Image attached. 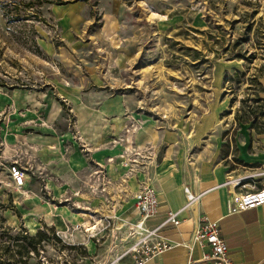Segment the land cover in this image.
Wrapping results in <instances>:
<instances>
[{
  "label": "rangeland",
  "instance_id": "1",
  "mask_svg": "<svg viewBox=\"0 0 264 264\" xmlns=\"http://www.w3.org/2000/svg\"><path fill=\"white\" fill-rule=\"evenodd\" d=\"M1 96L0 264H90L85 246L58 239L66 223L84 230L58 207L88 221L111 197L119 213L139 159L190 162L240 129L264 131V0H0ZM122 114L134 118L115 130ZM74 154L94 167L76 171ZM12 162L28 187L9 185ZM108 164L121 176L90 193L88 175Z\"/></svg>",
  "mask_w": 264,
  "mask_h": 264
},
{
  "label": "crops",
  "instance_id": "2",
  "mask_svg": "<svg viewBox=\"0 0 264 264\" xmlns=\"http://www.w3.org/2000/svg\"><path fill=\"white\" fill-rule=\"evenodd\" d=\"M0 100L3 101L2 96ZM132 116V114H126L125 117L123 114L120 117L110 116L109 123H112L110 125L115 130H121L117 124L122 122L117 119L123 120L126 117L132 119L134 118ZM100 120L96 117L94 121L101 125ZM177 133L178 131L158 130V137L162 144L163 142L168 144L178 140ZM231 140L230 144L227 141L215 143L211 150L206 144L205 147L211 154H203L200 159L195 158L190 162H186L184 156L172 162L171 155L167 152L159 162H155L154 169L148 167L146 170L144 169L147 168L146 161L142 159L138 165L143 170L136 169L134 175L127 177V191L131 193L137 190L139 182L145 177L149 178L148 182L157 191L159 210L155 216L147 220L148 225L163 222L169 210L175 211L179 219L177 225L166 224L162 227L160 236L168 246L146 264H185L188 257H199L201 251L206 248L199 247L192 238V232L204 218L219 220L220 234L228 247L233 264H264V204L233 213L227 210V199L231 191L264 186V131L254 134L250 130L240 129L238 138ZM142 143L144 139L141 138L139 145ZM230 147L236 148L234 159ZM73 159L77 162L76 171H90L94 167L87 160L85 163L81 161L77 154H74ZM153 160L155 161V158ZM115 166L107 165V173L114 179L122 174L121 169ZM154 176L157 183L154 182ZM28 178L26 175L23 188L28 187ZM236 180H240V183L233 187ZM194 194L197 201L189 203L188 197ZM87 203H89L87 208H90L92 202H84ZM131 203L119 213L130 217L133 202ZM64 210L66 211V209L60 211L61 218H66L74 224L81 219L85 228L91 225L89 221L84 220L86 214L76 216ZM117 212L113 211L114 214ZM62 220L59 222L62 223ZM125 262L129 263L128 260Z\"/></svg>",
  "mask_w": 264,
  "mask_h": 264
},
{
  "label": "built area",
  "instance_id": "3",
  "mask_svg": "<svg viewBox=\"0 0 264 264\" xmlns=\"http://www.w3.org/2000/svg\"><path fill=\"white\" fill-rule=\"evenodd\" d=\"M132 161L137 160L134 158ZM7 174L10 186L17 189L23 186L26 168L12 162L7 166ZM87 178V188L92 194L103 193L110 184L107 170L102 166H98ZM148 181L149 178L145 177L140 181L139 189L132 193L133 205L129 212L130 217L120 213L114 214L113 211L117 207V202H114L116 199L108 197L106 202H101L95 214L99 217H89L88 221L93 226L92 231L85 232L82 229L83 235L80 236L78 225L68 223L65 230L56 229L55 233L60 242L65 248H69L66 250H71L70 245L85 246L87 254L83 257L86 259L90 256L93 259L90 264H126V260L129 261L127 264H146L166 248L168 244L160 236V231L166 224L177 225L179 219L175 211L169 210L163 222L156 225L147 224V220L155 216L159 210L157 191ZM239 183L240 180H236L233 182V187L238 186ZM262 204H264V186L236 192L233 190L227 199V210L233 213ZM81 226L85 229L84 224ZM76 236H80L82 240H76ZM192 238L199 247H204L206 250H202L199 257H188L185 264H233L228 247L220 234L219 220L202 219L201 224L193 230ZM66 264L72 263L67 260Z\"/></svg>",
  "mask_w": 264,
  "mask_h": 264
},
{
  "label": "bare ground",
  "instance_id": "4",
  "mask_svg": "<svg viewBox=\"0 0 264 264\" xmlns=\"http://www.w3.org/2000/svg\"><path fill=\"white\" fill-rule=\"evenodd\" d=\"M165 163V162H164ZM164 166V165H163ZM133 180V179H132ZM143 180V179H142ZM135 184V183H134ZM131 185V184H130ZM139 186H140V182H139V184H138V188H137V190L139 189ZM137 190H135V191H137ZM134 191V192H135ZM196 198V196L195 197H193L190 201H189V203H191L194 199ZM196 206V205H195ZM61 207V208H60ZM60 207H58L57 208V211H56V214L55 215H60V211H61V209H66V211H69L70 213H73L74 215H76V216H79L81 213H79V212H72V211H70L66 206H60ZM65 210H64V212H66ZM197 214V213H196ZM63 215V214H62ZM76 220V219H75ZM75 222H77V223H82V221H81V219L79 220H77V221H75ZM76 224V223H75ZM88 226V225H87ZM92 228H93V226H89V227H87V228H85L84 230H85V232H86V230L87 231H92Z\"/></svg>",
  "mask_w": 264,
  "mask_h": 264
},
{
  "label": "trees",
  "instance_id": "5",
  "mask_svg": "<svg viewBox=\"0 0 264 264\" xmlns=\"http://www.w3.org/2000/svg\"><path fill=\"white\" fill-rule=\"evenodd\" d=\"M38 235H42V237H44V234L43 233H39L38 231L35 233V235H32V237L30 238H33V236H38ZM21 248H24V245L21 246ZM19 252H20V249H19Z\"/></svg>",
  "mask_w": 264,
  "mask_h": 264
}]
</instances>
